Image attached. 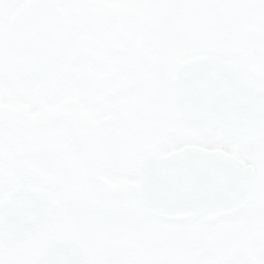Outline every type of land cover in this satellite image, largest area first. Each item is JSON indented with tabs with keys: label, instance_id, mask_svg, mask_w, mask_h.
I'll list each match as a JSON object with an SVG mask.
<instances>
[{
	"label": "flooded vegetation",
	"instance_id": "obj_1",
	"mask_svg": "<svg viewBox=\"0 0 264 264\" xmlns=\"http://www.w3.org/2000/svg\"><path fill=\"white\" fill-rule=\"evenodd\" d=\"M4 1L10 3V0ZM23 2L30 5L27 17L22 12L11 15L12 28L9 26L5 31L9 34L5 41L9 43L4 45H9L12 52L30 50L33 57L35 50L44 49L50 55V63L67 46L68 37L74 38L72 46L78 55L74 77L78 87L75 94L77 117H80V136L86 135H83V140L90 148L85 151L86 155L74 158L67 173L76 177L79 174L93 175L101 183L104 180L114 181L100 185V190H103L100 208L99 199L89 201L90 198L79 194L71 202H63L67 188L66 174L58 175L62 196L53 209L48 226L50 234H46L44 242L56 238L75 240L87 253L90 264H153L158 261L164 264H192L190 259L176 256L172 248H169L167 260V255L161 257L157 240L161 237V241L167 239L163 237L164 230L165 235L175 232L168 227L163 228L168 224L152 220H148L147 224L143 218L140 220L141 216H147L132 210L126 195L119 200L122 202L120 221L127 219L125 214L134 215L131 220L133 225H119L133 232V239L127 237V241H117L115 237L120 231H115L110 222H106V217L114 205L115 196L118 197L124 189L132 191L127 188L131 177L120 167L116 172L112 167L109 173L99 174V167L103 168L109 157H99L97 150L108 149L110 145L106 136L103 141L99 140V134L95 132L103 126L108 131L125 132V136H129L131 132H144L146 129L159 132L165 126H172L175 122L174 118L171 120L174 109L166 103L162 83L171 77L170 69L194 54L220 55L236 66L245 81L264 87V0ZM165 3H179L183 7L164 11L160 6ZM70 11L74 13L70 14ZM23 20L26 21V28L22 27ZM19 29L24 34H18ZM36 35L43 36L39 39ZM30 95L34 96V93ZM120 99L126 113V124L122 130L116 125H108L118 111L116 101ZM47 107L45 112L55 113L48 104ZM113 137L118 139L111 140L115 143L114 148L118 149L117 153L121 148L128 147L130 141L122 139L120 133ZM137 151L142 152L140 149ZM99 158L103 164H100ZM61 163L66 168L64 159ZM130 170L135 173L136 164ZM48 172L49 177L53 176L51 173L54 172ZM78 185L80 183L75 186ZM104 197H108L107 201ZM81 199L85 203L77 202ZM236 222L239 220L233 221L237 225ZM262 223L264 226V220ZM141 227L152 230L155 237H142ZM4 237L0 235V264H29L37 250L35 243L19 241L14 250H9L4 245ZM205 238L202 233L198 239L202 244L199 252L202 253L209 249ZM261 238L264 239V234ZM256 241L257 238L250 242L241 238L237 243L239 248L245 247L240 254L247 258L245 264H264V247ZM208 263L219 262L209 259Z\"/></svg>",
	"mask_w": 264,
	"mask_h": 264
},
{
	"label": "water",
	"instance_id": "obj_2",
	"mask_svg": "<svg viewBox=\"0 0 264 264\" xmlns=\"http://www.w3.org/2000/svg\"><path fill=\"white\" fill-rule=\"evenodd\" d=\"M184 65H193V73L183 82L176 80L178 96L187 120L199 121L205 133L228 142L238 134L254 136L264 129V90L240 81L235 69L215 56H199ZM235 75L237 83L229 82L220 71ZM192 152L203 157L194 162L170 169L142 167L141 201L152 213L165 218H191V212H174L188 199H196L205 206L203 218L212 221L241 209L249 198L254 171L243 161L221 150L199 146H185L160 158ZM148 160V159H147ZM8 195V210L0 211V231L13 233L21 226L36 220L41 212L48 213L50 197L45 189L21 183ZM163 212V214H162ZM69 243H62L51 254L45 249L36 259L51 264H85L79 252Z\"/></svg>",
	"mask_w": 264,
	"mask_h": 264
},
{
	"label": "rangeland",
	"instance_id": "obj_3",
	"mask_svg": "<svg viewBox=\"0 0 264 264\" xmlns=\"http://www.w3.org/2000/svg\"><path fill=\"white\" fill-rule=\"evenodd\" d=\"M15 1L17 0H11L12 3H15ZM25 0H18L19 3H22ZM4 5L5 1L4 0H0V40L1 41H5L7 36L9 34H6V29L12 28V24L9 22V17L13 12H15L18 8V5L20 4H11L8 5V9L5 11L4 9ZM41 12V10H40ZM27 12L24 13V15L26 16ZM25 27V26H23ZM24 34V31L19 29V33L18 34ZM40 37V36H39ZM38 37V38H39ZM41 39V38H40ZM75 53V52H74ZM74 53H69V57L71 58V61H74V57L73 54ZM0 79H2V77L0 76ZM65 81H67L66 77L62 78V75L59 73H56L53 75L51 81H50V85L53 87L58 88V91L61 89L62 86H64ZM171 85L172 82L170 81ZM165 85L168 84L167 81L164 82ZM0 92L1 95H6V93L9 91L5 86L4 82H2L0 84ZM167 89L171 90L173 93V87H169L167 85ZM172 95V94H171ZM48 100H50V106L53 107L55 103H60V97H57V94L51 93L48 95L47 97ZM22 101H26L28 106L26 108H20L18 109V112L21 114H37L40 110V106L34 102L32 99H22ZM12 109H15L13 107H11ZM26 112V113H25ZM180 114L181 117V112L179 111L178 115ZM70 115L68 116H62L60 115V117L58 119H55L54 122H51L49 125H47V127L45 129H43L44 133H48V132H54V133H58L61 132L62 133H69L72 134L73 130H74V121L73 120H67L66 123H64L62 120L65 119H69ZM8 122L6 125H3V123L1 122V125L6 128V130L1 129L0 128V138L3 139V141H6L9 138V134L10 131H13L12 128H10V121H6ZM14 129L17 126V123H13ZM185 128H188L187 126H185ZM18 129V126L16 128V130ZM9 130V131H8ZM22 130H25V127H22V129L17 130L14 134V136L16 137H12L15 138V150L14 152L17 153L21 150L22 145H23V136L24 133H21ZM28 132H32L35 133L34 129L31 128H27ZM200 130L197 126H195V137L194 140H201V141H206L205 138L201 135ZM100 135L103 134V132H99ZM159 136V140H158V144L155 145L152 150H158V151H166L168 150L170 147L172 146H177L179 143L181 144L183 142V140L185 141H190L186 136V134L184 132H180L178 134H173V133H169L168 131L166 132H162L161 134L158 135ZM135 140H139L141 141V139L139 138H135ZM2 141V142H3ZM161 141H169L166 149H161L160 147V142ZM257 140H249L247 138L244 137H239L235 142L231 143V144H227L222 142L221 140H216L212 145L215 147H223L225 149H227L228 151H230L231 153H234L236 155H239L240 157H243L244 159H246L247 161H251L253 163H256L259 167H260V173L258 176V185L259 187H261L259 194L264 193V172L261 169V161L260 160H264V147L262 149H260V153H257L258 158L255 157V155L250 151V147L255 144ZM3 144V145H2ZM0 144V198L15 184H17L19 181L21 180H25V179H32L33 181L36 182H40V183H46L47 179H41L44 178L46 176L45 173V168L44 167V163L42 161L45 162V160H43V156H45V152H46V148L45 145L44 146H40V148L38 149V146H34V148H32V152L33 154H36L37 152H39L40 158H39V163L38 164H32V163H28L26 162L25 164L22 163H17V162H10V157H8V151L11 153V146L9 145H5V143ZM227 144V145H224ZM149 146V145H148ZM137 147V146H134ZM34 157V156H33ZM24 169V170H23ZM37 169V170H36ZM16 170H19L21 173L18 174L16 172ZM9 175V176H6ZM15 175V176H14ZM2 180V181H1ZM9 184V185H7ZM256 199L255 198L253 200V202L250 205H254L256 204ZM233 220V219H232ZM228 220H219L216 221L212 224H210L207 227V232L212 236V234L215 237L216 242L218 243V247L217 248H221L222 250H226V245L228 246V243L231 239L236 238V236L238 235L239 231L238 230H245L246 232L251 231V228H238L235 229L231 226H227L226 224ZM183 227V226H182ZM261 232V231H260ZM45 234L49 235L50 234V230L48 227H45V229L39 234L38 237H36V241L41 240ZM183 233L179 236L178 241L176 240V236H174L173 240L175 242L174 246L175 248L178 246L180 247V239L183 237ZM252 235L254 236V234L252 233ZM230 237V238H229ZM232 237V238H231ZM224 238H226V241L224 242ZM234 246V245H233ZM212 247L214 248V246L212 245ZM215 248V251L218 253V255L220 254L218 252V249ZM217 249V250H216ZM219 249V250H221ZM235 254V253H234ZM222 258V255H219ZM232 259V263H236L235 259H236V255H229ZM223 257H225L223 255ZM226 259V257H225ZM224 260V259H223Z\"/></svg>",
	"mask_w": 264,
	"mask_h": 264
},
{
	"label": "clouds",
	"instance_id": "obj_4",
	"mask_svg": "<svg viewBox=\"0 0 264 264\" xmlns=\"http://www.w3.org/2000/svg\"><path fill=\"white\" fill-rule=\"evenodd\" d=\"M8 5H4L5 11L8 9ZM164 11H170V10H179L183 7V5L179 3H165L160 6ZM170 71L174 74L176 80L178 82H183L185 78L189 77L193 71L194 66L193 65H182L177 66ZM220 71L223 73L224 77L231 83L236 84L237 80L233 73L228 72L224 70L223 68L220 69ZM127 91V90H125ZM177 100L181 103L184 102L183 96H178ZM169 141H161L160 147L161 149H166ZM203 161V157H201L199 154L192 153V152H183L180 153L174 157L166 158V159H152L149 158L146 161V164L148 167L151 168H159V169H170V168H176L183 165H189L194 162ZM41 179H51V178H41ZM11 203V196L5 195L2 199H0V211H7ZM145 213L148 215L152 214V210L150 208L144 209ZM174 212H191L192 219H196L199 217L203 212L205 211V206L202 202L196 200V199H188L182 201L176 209L173 210ZM163 214V212H162ZM48 223V217L46 212H41L39 217L34 220L33 222L27 223L23 226H21L18 230L14 231L12 235L5 236L4 237V245L9 250H14L16 247L17 242L24 241V242H30L34 240L36 237L39 236V234L45 229L46 225ZM62 246V242L59 240H51L48 243L47 247V253L51 254L56 248ZM37 264H51V262L47 259L38 261Z\"/></svg>",
	"mask_w": 264,
	"mask_h": 264
}]
</instances>
